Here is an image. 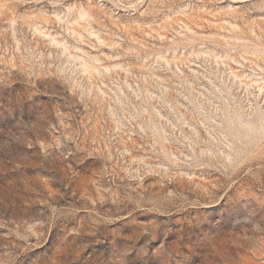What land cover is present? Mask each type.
Listing matches in <instances>:
<instances>
[{"label":"rangeland","instance_id":"rangeland-1","mask_svg":"<svg viewBox=\"0 0 264 264\" xmlns=\"http://www.w3.org/2000/svg\"><path fill=\"white\" fill-rule=\"evenodd\" d=\"M0 264H264V0H0Z\"/></svg>","mask_w":264,"mask_h":264}]
</instances>
